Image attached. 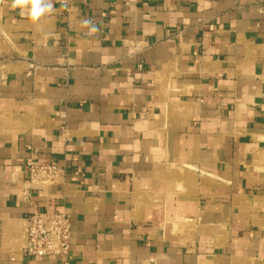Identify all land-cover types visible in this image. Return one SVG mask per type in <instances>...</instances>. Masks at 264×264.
<instances>
[{"label":"crops","instance_id":"1","mask_svg":"<svg viewBox=\"0 0 264 264\" xmlns=\"http://www.w3.org/2000/svg\"><path fill=\"white\" fill-rule=\"evenodd\" d=\"M12 3L0 264H264V0ZM27 162L63 178L29 184ZM35 212L70 217L68 259L23 256Z\"/></svg>","mask_w":264,"mask_h":264},{"label":"built area","instance_id":"2","mask_svg":"<svg viewBox=\"0 0 264 264\" xmlns=\"http://www.w3.org/2000/svg\"><path fill=\"white\" fill-rule=\"evenodd\" d=\"M69 0H52L56 5L66 6ZM24 173L29 184L46 186L58 183L63 170L51 162H27ZM70 217L65 213L35 212L24 218V245L22 254L26 259H68L70 249Z\"/></svg>","mask_w":264,"mask_h":264},{"label":"clouds","instance_id":"3","mask_svg":"<svg viewBox=\"0 0 264 264\" xmlns=\"http://www.w3.org/2000/svg\"><path fill=\"white\" fill-rule=\"evenodd\" d=\"M12 7L20 9V14L28 16L32 21H37L42 15L54 11L52 0H13ZM82 23L85 26L92 24L90 20H84ZM97 31L95 26L90 27V33Z\"/></svg>","mask_w":264,"mask_h":264}]
</instances>
